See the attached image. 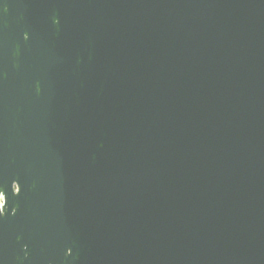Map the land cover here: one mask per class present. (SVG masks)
<instances>
[{
    "label": "water",
    "instance_id": "95a60500",
    "mask_svg": "<svg viewBox=\"0 0 264 264\" xmlns=\"http://www.w3.org/2000/svg\"><path fill=\"white\" fill-rule=\"evenodd\" d=\"M0 264H264V0H0Z\"/></svg>",
    "mask_w": 264,
    "mask_h": 264
},
{
    "label": "snow or ice",
    "instance_id": "6c2138e0",
    "mask_svg": "<svg viewBox=\"0 0 264 264\" xmlns=\"http://www.w3.org/2000/svg\"><path fill=\"white\" fill-rule=\"evenodd\" d=\"M27 38V37H26Z\"/></svg>",
    "mask_w": 264,
    "mask_h": 264
}]
</instances>
